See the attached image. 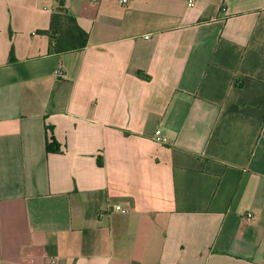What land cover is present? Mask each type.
I'll use <instances>...</instances> for the list:
<instances>
[{
	"label": "crops",
	"instance_id": "crops-1",
	"mask_svg": "<svg viewBox=\"0 0 264 264\" xmlns=\"http://www.w3.org/2000/svg\"><path fill=\"white\" fill-rule=\"evenodd\" d=\"M66 5L0 0V264H264V0Z\"/></svg>",
	"mask_w": 264,
	"mask_h": 264
},
{
	"label": "trees",
	"instance_id": "trees-1",
	"mask_svg": "<svg viewBox=\"0 0 264 264\" xmlns=\"http://www.w3.org/2000/svg\"><path fill=\"white\" fill-rule=\"evenodd\" d=\"M55 1L57 7L52 14L50 29L40 31L42 34L49 35V52L60 54L84 48L87 45L88 34L70 15L66 0ZM47 149L48 152L53 151L51 144L48 145Z\"/></svg>",
	"mask_w": 264,
	"mask_h": 264
},
{
	"label": "built area",
	"instance_id": "built-area-1",
	"mask_svg": "<svg viewBox=\"0 0 264 264\" xmlns=\"http://www.w3.org/2000/svg\"><path fill=\"white\" fill-rule=\"evenodd\" d=\"M95 2H99L100 0H93ZM133 1V0H119V3L122 5V6H128L129 3ZM194 1L195 0H190V5L192 6L194 4ZM55 76L59 79H63L66 77V74H65V70L63 68H58L55 72ZM155 139L161 143H166L167 142V138L162 134V132L160 130H157L155 132ZM116 210L117 211H120V212H126V209L123 208L122 206H117L116 207ZM253 218V214L252 213H249L247 215V219L248 221H251ZM52 263H55L56 261L54 259L51 260Z\"/></svg>",
	"mask_w": 264,
	"mask_h": 264
}]
</instances>
